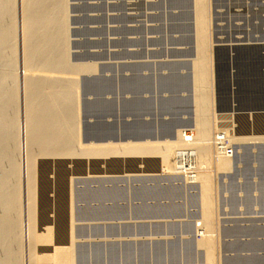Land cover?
Returning a JSON list of instances; mask_svg holds the SVG:
<instances>
[{
    "label": "rangeland",
    "instance_id": "rangeland-1",
    "mask_svg": "<svg viewBox=\"0 0 264 264\" xmlns=\"http://www.w3.org/2000/svg\"><path fill=\"white\" fill-rule=\"evenodd\" d=\"M262 40L264 0H0V264H208L210 254L212 264H264V132L228 137L226 128L234 133L238 124L217 109L223 96H235L240 111L264 104V85L247 88L243 72H264V48L234 51H256L254 67L249 55L237 56L235 68L214 57L219 46ZM22 122L32 128L30 138L20 132ZM201 124L210 155L196 157L189 170L212 182L210 226L202 221L199 180H188L177 165L181 138L193 135L189 143L197 145ZM222 134L234 150L225 170L215 144ZM150 156H162L159 166ZM34 194L41 202L32 203ZM203 238L213 240L209 252L198 243ZM38 245L47 252L40 259Z\"/></svg>",
    "mask_w": 264,
    "mask_h": 264
},
{
    "label": "bare ground",
    "instance_id": "bare-ground-1",
    "mask_svg": "<svg viewBox=\"0 0 264 264\" xmlns=\"http://www.w3.org/2000/svg\"><path fill=\"white\" fill-rule=\"evenodd\" d=\"M16 1V0H15ZM135 2V1H134ZM35 3V2H34ZM24 4V3H23ZM25 4H26V2H25ZM28 4V3H27ZM26 4V5H27ZM38 5V4H37ZM25 6V5H24ZM24 6H23V8H24ZM28 7V6H27ZM5 8V7H4ZM26 8V7H25ZM197 8V7H196ZM37 9V8H36ZM28 11H29V9H28ZM196 12H197V10H196ZM8 13V12H7ZM24 13H26L27 14V12H26V10L24 11ZM15 14V13H14ZM204 14V13H203ZM23 16H26V15H23ZM18 17V16H17ZM28 17V16H27ZM46 17V16H45ZM24 18L25 17H23V19H22V22H23V27L25 26V23H24ZM26 19V18H25ZM33 19H35V18H33ZM27 20V19H26ZM25 20V21H26ZM30 20V19H29ZM28 20V21H29ZM32 20V19H31ZM27 21V22H28ZM26 22V25H28V23ZM200 23H201V25H202V16H199V25H200ZM31 23L29 22V25H30ZM35 24V23H34ZM56 25V24H55ZM31 26V25H30ZM30 26H29V29H30ZM34 26V25H33ZM197 27H199V26H197ZM201 27V26H200ZM27 28V26L25 27V29ZM33 29V28H32ZM47 29V28H46ZM35 30V29H34ZM5 31V30H4ZM23 31H24V28H23ZM27 31V30H26ZM24 32V33H27V32ZM29 32V31H28ZM33 33V32H32ZM203 33V32H202ZM29 34H31L30 32H29ZM47 35H48V33H47ZM197 35V34H196ZM25 36H26V34H25ZM7 37V36H6ZM31 37V36H30ZM46 37V36H45ZM25 38V37H24ZM36 38V37H35ZM55 40V39H54ZM7 41V40H6ZM56 41V40H55ZM26 42V41H25ZM29 43V42H28ZM24 44H26V43H24ZM257 44H262L263 46H253V45H257ZM28 45V44H27ZM26 45V46H27ZM49 45H50V43H49ZM59 45H61V44H59ZM239 45H241V44H239ZM242 45H247V46H244L245 48L246 47H262V48H264V41L262 40V41H258V42H254V43H245V44H242ZM36 46V45H35ZM200 46V45H199ZM223 46H225V47H229L230 45H223ZM24 47V46H23ZM29 47V46H28ZM230 47H234V46H230ZM229 47V48H230ZM31 48V47H30ZM240 48H242V47H240ZM240 48H238V49H240ZM237 49V50H238ZM30 50V49H29ZM58 50V49H57ZM247 50V49H246ZM261 50V49H260ZM32 51V50H31ZM30 51V52H31ZM201 53V52H200ZM255 53H256V51H255ZM254 52H252V51H243V50H239V51H236V52H234L233 54H230V53H228V51H223V52H221L220 54H219V56H218V59H217V56H216V51H215V55H214V57H216V60H215V62L216 63H218V65L220 66V65H222L223 63H224V60L225 61H227V63H228V65L226 64V63H224L227 67L232 63V64H234L232 67H234L235 66V63H237V62H235L234 63V61H235V58L237 59V56H241V55H243V57H244V54L245 55H249L248 57H250L251 58V60L254 58L253 56H254V54H255ZM258 53H259V51H258ZM29 54V53H28ZM27 54V55H28ZM53 55V54H52ZM204 55V54H203ZM261 55V54H260ZM32 56V55H31ZM199 56V55H198ZM252 56V57H251ZM224 58H228L227 60L226 59H224ZM238 58H242V57H238ZM30 59V58H29ZM240 59H238V61H239ZM263 60V59H262ZM32 61V60H31ZM34 61V60H33ZM55 61V60H54ZM213 61H214V59H213ZM26 62H28V60H26ZM214 62V63H215ZM253 62V63H252ZM252 62H249V63H252V65L251 66H255V65H253V64H255L256 63V61H254V60H252ZM245 63V62H244ZM264 63V60H263V62H261V64H263ZM28 64V63H27ZM258 64V63H257ZM256 64V65H257ZM29 65V64H28ZM51 65V64H50ZM53 65V64H52ZM211 65V64H210ZM260 65V64H259ZM213 66V65H212ZM214 66H215V64H214ZM213 66V67H214ZM216 66H217V64H216ZM238 66V65H237ZM236 66V67H237ZM249 66V65H248ZM258 66V65H257ZM257 66H256V68H257ZM30 67V66H29ZM50 67V66H49ZM224 67V66H223ZM230 67H231V65H230ZM230 67H228V68H230ZM240 67V66H239ZM43 68V67H42ZM216 69H217V67H215ZM226 67H224L223 69H225ZM228 68L227 69H225V70H228ZM235 68V67H234ZM242 68V67H241ZM92 69V68H91ZM215 69V70H216ZM248 69V68H247ZM261 69V68H260ZM259 68L258 69H253V68H250L249 70H246V68L245 69H242V70H246V71H243V72H245V73H247V75H248V78H247V80H248V83H247V88L249 87V88H253V89H257L256 87H258L259 86V82L260 83H262L263 85H264V72H262V73H255V72H258V70H260ZM263 69H264V67H263ZM218 70H220V69H218ZM218 70H216V72L218 71ZM234 70V69H233ZM242 70H240V71H242ZM223 70H222V68H221V72H222ZM261 71V70H260ZM63 72V71H62ZM220 72V73H221ZM242 72V73H243ZM203 73V72H202ZM213 73V72H212ZM218 73H219V71H218ZM226 73H227V71H226ZM231 73V72H230ZM229 73V74H230ZM232 73H233V71H232ZM239 73V72H238ZM241 73V72H240ZM244 73V74H245ZM228 73L226 74V76L227 75H229ZM243 74V76H245ZM259 74L261 75V74H263V76H259ZM39 75V74H38ZM62 75V74H61ZM217 75V74H216ZM232 75V74H231ZM233 75H235V73L233 74ZM232 75V76H233ZM239 75H241V74H239ZM199 76V75H198ZM218 76H219V74H218ZM222 76H223V73H222ZM243 76H242V79H243ZM233 77H235V76H233ZM237 77V76H236ZM247 77V76H246ZM246 77H244L245 79H246ZM40 78V77H39ZM217 78V77H216ZM219 78H221V76H219ZM226 78V77H225ZM222 79H223V77H222ZM230 79H231V76H230ZM235 79V78H234ZM245 79H243L242 81H245ZM226 80H228L227 78H226ZM225 80V81H226ZM238 80V79H237ZM241 80V79H240ZM9 81V80H8ZM35 81V80H34ZM42 81V80H41ZM222 80L220 79V81L219 82H221ZM242 81H241V83H242ZM50 82H51V80H50ZM28 83V82H27ZM217 83H218V80H217ZM228 83V82H227ZM12 84H13V82H12ZM43 84V83H42ZM150 84V83H149ZM246 84V83H245ZM244 84V85H245ZM27 85V84H26ZM47 85V84H46ZM243 85V84H242ZM241 85V86H242ZM249 85V86H248ZM262 85V86H263ZM28 86V85H27ZM229 86V85H228ZM26 87V86H25ZM28 87H30V86H28ZM40 87V86H39ZM199 87V86H198ZM222 87V86H221ZM230 87V86H229ZM243 87H245V86H243ZM264 87V86H263ZM31 88V87H30ZM204 88V87H203ZM218 88V87H217ZM27 89V88H26ZM226 89H228V88H226ZM232 89V88H231ZM243 89V88H242ZM28 90V89H27ZM223 90V89H222ZM245 90V89H244ZM264 90V89H263ZM30 91V90H29ZM32 91V90H31ZM35 91V90H34ZM38 91V90H37ZM219 91H221V90H219ZM253 91V90H252ZM258 91V90H257ZM256 91V92H257ZM229 92V91H228ZM32 93H33V91H32ZM49 93V92H48ZM262 93H263V91H262ZM28 94V93H27ZM224 94V93H223ZM252 94V93H251ZM30 95V94H29ZM46 95V94H45ZM27 96V95H26ZM237 96V95H236ZM34 97V96H33ZM235 96H233V98H231V97H228V96H223V98L222 99H220V105H221V107H222V110L219 108V105H218V107H217V109H218V112L219 113H221V115L223 116V117H225V118H230V117H232L235 121L233 122V123H235L236 122V124H238V128L237 129H235V131H234V133H231L230 132V130L229 129H227L226 128V130H227V132L225 131V133H227V136L228 137H236V140H237V138H241V140H242V138H251V137H253V139H254V137H256L255 136V134H256V131L258 132L259 130H263V132H264V123H263V120L262 119H264V117L262 118V119H260V117L259 116H257V115H262L263 114V112H256V113H247V112H245V111H240V109H238L237 107H240V105L238 106L237 105V103L238 102H236V100H235V98H234ZM27 98V97H26ZM40 99V98H39ZM57 99V98H56ZM63 99V98H62ZM218 99V98H217ZM34 100V99H33ZM60 100V99H59ZM244 100H246L245 99V97H244ZM243 99H242V102L244 101ZM249 100V99H248ZM262 100V99H261ZM241 101V100H240ZM32 102V101H31ZM36 102V104H37V101H35ZM241 102V103H242ZM217 103H218V101H217ZM216 103V104H217ZM244 103V102H243ZM241 104V107L242 106H244L243 108H247V107H245V106H247L248 104H249V101H248V104ZM245 103H247V102H245ZM34 104V103H33ZM263 103H261V105H262ZM37 105H39V104H37ZM51 105V104H50ZM234 105H236L237 107H234ZM253 105H255V104H253ZM249 106L248 108H250L249 109V111H261L262 109H264V104L261 106ZM31 106V105H30ZM26 107H28V105L26 106ZM35 107V106H34ZM37 107V106H36ZM35 107V108H36ZM39 107V106H38ZM59 107H60V103H59ZM197 107V106H196ZM46 108V107H45ZM232 108H236V112H235V114L236 115H238V116H235V117H233L231 114H233L234 113V109H233V112L231 111L232 110ZM259 109V110H258ZM8 110V109H7ZM41 110V109H40ZM46 110V109H45ZM49 110V109H48ZM63 110V109H62ZM243 110H245V109H243ZM20 111V110H19ZM30 111H32V113H31V117L30 118H32V115L34 114V112H33V110H30ZM38 114H39V112H38ZM38 114L36 115V116H38ZM44 114V113H43ZM49 114V113H48ZM58 114V113H57ZM29 115V114H28ZM35 115V114H34ZM69 115V114H68ZM49 116V115H48ZM264 116V115H263ZM59 117V116H58ZM61 117V116H60ZM63 117V116H62ZM66 117V116H65ZM27 118V117H26ZM49 118V117H48ZM52 118H54V117H52ZM67 119H68V117H67ZM31 120H35V119H31ZM66 120V119H65ZM223 120V119H222ZM225 120V119H224ZM223 120V121H224ZM231 120V119H230ZM29 121H30V119H29ZM41 121V120H40ZM49 121V120H48ZM62 121V120H61ZM222 121V122H223ZM227 121V120H226ZM233 121V120H232ZM26 122H27V120H26ZM26 122H22V124H21V129H20V132H21V130H22V132H23V130H25V131H29L30 129H32V128H30V127H28V124L26 123ZM35 122V121H34ZM51 122V121H50ZM65 122V121H64ZM63 122V123H64ZM228 122V121H227ZM231 122V121H230ZM31 123H33V122H31ZM39 123V122H38ZM57 123V122H56ZM71 123V122H70ZM224 123V122H223ZM20 124V123H19ZM34 124V123H33ZM41 124V123H40ZM45 124H46V122H45ZM44 124V125H45ZM58 124V123H57ZM235 124V125H236ZM30 125V124H29ZM43 125V126H44ZM49 125H51V124H49ZM59 125V124H58ZM66 125V124H65ZM39 126V125H38ZM52 126H53V123H52ZM56 126V125H55ZM234 126V125H233ZM37 127V126H36ZM46 127V126H45ZM68 127V126H67ZM237 127V126H236ZM29 128V129H28ZM35 129V128H34ZM48 129H49V127H48ZM56 129V128H55ZM233 129V128H232ZM231 129V130H232ZM37 130H38V127H37ZM46 130H47V128H46ZM196 130H198V135H197V138H196V141H197V145H195V144H190L189 142H193V136L192 135H190V134H185V136H184V138L185 139H183V138H179L181 141H182V143H181V145L180 146H182V147H180L179 148V150H180V152L182 153V154H180V156L182 157H184V156H186V153H184V152H187V153H189V152H193V153H196V157H199L200 158V161H202L203 162V160L205 161V157L207 158L209 155H210V148L207 146V144H204V143H202L201 141H203V135L205 134V130H206V127L203 125V124H201L199 127H198V129H196ZM225 130V129H224ZM17 131V130H16ZM27 131V135L29 134V132ZM31 131H33V130H31ZM21 132V133H22ZM39 132V131H38ZM37 132V133H38ZM42 132H44V131H42ZM41 132V133H42ZM181 132H182V130H180L179 129V131H178V135H180L181 134ZM260 132H262V131H260ZM23 135H24V133H22ZM21 134V135H22ZM45 134H46V132H45ZM259 134V133H258ZM9 135V134H8ZM26 135V134H25ZM42 135V134H41ZM47 135V134H46ZM178 135H177V137H178ZM260 135V134H259ZM264 135V134H263ZM29 136V137H28ZM27 137L28 138H30L31 137V135H28ZM37 136V135H36ZM15 137V136H14ZM19 137V136H18ZM24 137V136H23ZM57 137V136H56ZM76 137V136H75ZM181 137V136H180ZM192 137V138H191ZM25 138V137H24ZM23 138V139H24ZM33 138V137H32ZM37 138H39V137H37ZM45 138V137H44ZM53 138V137H52ZM202 138V139H201ZM258 138V137H257ZM262 138V137H261ZM23 139H20V140H22V141H24ZM36 139V138H35ZM50 139V138H49ZM233 139H235V138H233ZM252 139V138H251ZM26 140V139H25ZM29 140V139H28ZM27 140V141H28ZM178 140V139H177ZM180 140H179V143H180ZM17 141V140H16ZM34 141V140H33ZM39 141V140H38ZM43 141H44V139H43ZM43 141H39V142H43ZM54 141H56V140H54ZM195 141V142H196ZM205 141V140H204ZM20 142V141H19ZM25 142V141H24ZM29 142V141H28ZM30 142H32V141H30ZM38 142V143H39ZM53 142V141H52ZM168 142V141H167ZM27 143V142H26ZM36 143V142H35ZM40 143V144H41ZM40 144H38V146L40 145ZM56 144H57V142H56ZM168 144H169V142H168ZM172 146H173V144L172 143H170ZM177 144V143H176ZM22 145V144H21ZM26 145V144H25ZM29 145V144H28ZM28 145H26V146H28ZM48 145V144H47ZM33 146H35V145H33ZM45 146H46V143H45ZM51 146H52V143H51ZM50 146V147H51ZM82 146V145H81ZM110 146V145H109ZM139 146V145H138ZM162 146V145H161ZM19 147L20 146H18V150H22L23 149V146H22V149H19ZM41 147V146H40ZM43 147H44V145L42 146V152H43ZM49 147V146H48ZM48 147H46L47 148V150H49V152H51V150H52V148H51V150H50V147H49V149H48ZM53 147H54V145H53ZM56 147V146H55ZM111 147V146H110ZM167 147V146H166ZM26 148V147H25ZM66 148V147H65ZM115 148H117V147H115ZM123 148V147H122ZM164 148H165V146H164ZM172 148V147H171ZM170 148V149H171ZM54 149V148H53ZM59 149V148H58ZM57 149V150H58ZM108 149V148H107ZM109 149H111V148H109ZM27 150H28V152H29V148H27ZM56 150V149H55ZM54 150V151H55ZM90 150V149H89ZM101 150V149H100ZM103 150V149H102ZM133 150V149H132ZM137 150V149H136ZM139 150V149H138ZM138 150H137V152H138ZM240 150V149H239ZM59 151V150H58ZM63 151V150H62ZM106 151V150H105ZM117 151V150H116ZM149 151V150H148ZM159 151V150H158ZM157 151V152H158ZM166 151V150H165ZM20 152V151H19ZM28 152H27V154H28ZM33 152V151H32ZM87 152H89V151H87ZM101 152V151H100ZM106 152H108V151H106ZM128 152V151H127ZM134 152H136V151H134ZM152 152H153V150H152ZM156 152V153H157ZM169 152V151H168ZM167 152V153H168ZM171 152V151H170ZM24 153H26V152H24ZM41 153V152H40ZM54 153V152H53ZM71 153V152H70ZM78 153H80V152H78ZM139 153H140V151H139ZM143 154H144V152H142ZM162 153H164V152H162ZM166 153V154H167ZM217 153H219V152H217ZM244 153V152H243ZM20 154H22V153H20ZM44 154V153H43ZM51 154V153H50ZM57 154V153H56ZM56 154H55V156H56ZM81 154V153H80ZM105 154V153H104ZM103 154V155H104ZM123 154V153H122ZM121 154V155H122ZM132 154V153H131ZM138 154V153H137ZM137 154H136V156H137ZM142 154V155H143ZM214 154V153H213ZM220 155V159L223 157V160L221 159V166L219 165V164H217V165H219L220 167H224V169L223 170H225V168H227L228 166H230V161H232L231 160V158H229V157H227L225 154H224V150H222V152L220 151V153H219ZM41 155V154H40ZM62 155V154H61ZM66 155H68V154H66ZM102 155V156H103ZM108 155V154H107ZM125 155V154H124ZM140 155V154H139ZM139 156V159H142V158H145V157H143V156ZM156 155V154H155ZM163 155H165V154H163ZM162 155V156H163ZM169 155V154H168ZM167 155V156H168ZM221 155H223L222 157H221ZM19 156V155H18ZM29 156V155H28ZM31 156V155H30ZM30 156H29V159L27 160V157L25 156V158L26 159H24V160H26L25 162H27V161H31L32 159L30 158ZM35 156V155H34ZM37 156V155H36ZM54 156V155H53ZM60 156V155H59ZM65 156V155H64ZM81 156V155H80ZM98 156V155H97ZM101 156V157H102ZM132 156V155H131ZM162 156L159 158L160 160H161V158H162ZM24 157V156H23ZM32 157V156H31ZM44 157V156H43ZM47 157H48V155H47ZM71 157H73V154H72V156ZM89 157V156H88ZM122 157V156H121ZM150 157H152V156H150ZM148 158L149 159V163H150V159L151 158ZM156 157V156H155ZM211 157V156H210ZM34 158V157H33ZM54 158V157H53ZM97 158V157H96ZM104 158H105V156H104ZM135 158H137V157H135ZM199 158H197V160L199 159ZM21 159H23V158H21ZM35 159V158H34ZM99 159V158H98ZM138 159V158H137ZM147 159V158H146ZM145 159V160H146ZM154 159H156V158H153L152 157V162L153 161H155V164L156 165H158L159 163H161V161L159 160L158 161V158H157V161L156 160H154ZM165 159V158H164ZM187 158L186 157H184V160H186ZM203 159V160H202ZM212 159V158H211ZM82 160V159H81ZM95 160V159H94ZM196 160V161H197ZM210 160V159H209ZM209 160H208V164H211L212 163V161L209 163ZM33 161V160H32ZM35 161V160H34ZM49 161V160H48ZM56 161V160H55ZM71 161V160H70ZM97 161V160H96ZM113 161H115L114 159H113ZM112 161V162H113ZM128 161V160H127ZM144 161V160H143ZM147 161V160H146ZM206 161H207V159H206ZM243 161V160H242ZM36 162V161H35ZM105 162V161H104ZM27 163H30V162H27ZM33 163V162H32ZM60 163H61V161H60ZM59 163V164H60ZM66 163V162H65ZM81 163H84L83 161H81ZM94 163V162H93ZM93 163H92V165H93ZM115 163V162H114ZM128 163V162H127ZM140 163V162H139ZM198 163V162H197ZM201 163V162H200ZM207 163V162H206ZM263 163V162H262ZM48 165L50 164V163H47ZM105 164V163H104ZM108 164H110V163H108ZM124 164V163H123ZM27 165V164H26ZM25 165V166H26ZM36 165H37V163H36ZM55 165V164H54ZM99 165H100V163H99ZM136 165V164H135ZM138 165V164H137ZM143 165V164H142ZM141 165V166H142ZM152 164H150V166H151ZM178 166H179V168H180V170H178V171H180V172H182L183 174H185V175H187L186 177L188 178V180H192V178H191V175H193L194 174V170L193 171H189V168H190V166L187 164V162H178V164H177ZM197 165V164H196ZM28 166H29V164H28ZM32 166V165H31ZM31 166H29V168H31ZM33 166H34V164H33ZM40 166H41V164H40ZM45 166V165H44ZM79 166V165H78ZM149 166V167H150ZM153 166V165H152ZM151 166V167H152ZM159 166V165H158ZM165 166V165H164ZM43 167V166H42ZM54 167V166H53ZM71 167H73V166H71ZM76 167V166H75ZM129 167H131V166H129ZM133 167V166H132ZM144 167V166H143ZM149 167H147V168H149ZM174 167V166H173ZM194 167V166H193ZM218 167V166H217ZM20 168H22V167H20ZM36 168V167H35ZM38 168H39V166H38ZM41 168V167H40ZM46 168V167H45ZM48 168V167H47ZM125 168H126V166H125ZM134 168V167H133ZM136 168V167H135ZM153 168V167H152ZM178 168V167H177ZM176 168V169H177ZM230 168V167H229ZM25 169V168H24ZM28 169V168H27ZM32 169H33V171L35 170L33 167H32ZM42 169V168H41ZM43 169H44V167H43ZM109 169V168H108ZM117 169V168H116ZM143 169H145V168H143ZM172 169V168H171ZM219 169H221V168H219ZM228 169V168H227ZM23 170V169H22ZM58 170V169H57ZM60 170V169H59ZM75 170V169H74ZM40 171V170H39ZM46 171V170H45ZM55 171V170H54ZM150 171H152V170H150ZM177 171V172H178ZM228 171V170H227ZM29 172H31L32 173V171H29ZM35 172V171H34ZM76 172V171H75ZM87 172V171H86ZM9 173V172H8ZM21 173V172H20ZM47 173H48V171H47ZM63 172H60V174H62ZM191 173H193V174H191ZM24 174H26V173H24ZM30 173H28V175H29ZM41 174V173H40ZM72 174V173H71ZM27 174H26V176H28ZM42 175H43V173H42ZM48 175H49V173H48ZM52 175V174H51ZM35 176V174L33 175V177ZM194 176V178H196L197 180H199L198 182H200L199 184L201 185V187H202V191L204 192L203 194L205 195V197L203 198V206H204V219L202 220V221H204V223H205V225H209L210 226V224L212 223V218H213V216H212V209H213V206H214V202L210 199V193H211V181H210V178H209V176H207V175H203V174H199V175H197V176H195V175H193ZM31 177H32V174H31ZM31 177H28V180H29V178L31 179V181H32V183H33V177L31 178ZM36 177H37V175H36ZM42 177H44V176H42ZM41 177V178H42ZM53 177H54V175H53ZM70 177V176H69ZM39 178V177H38ZM186 178V179H187ZM51 179V178H50ZM195 179V180H196ZM35 180H36V182H37V179L35 178ZM35 180H34V183H36L35 182ZM41 180V179H40ZM44 180V179H43ZM68 180V179H67ZM26 181H27V178H26ZM61 181V180H60ZM44 182H45V180H44ZM54 182V181H53ZM56 182V181H55ZM62 182H63V179H62ZM38 183V182H37ZM36 183V184H37ZM43 183V182H42ZM42 183L40 182V183H38V185L39 184H41V187H42ZM49 183V182H48ZM52 183V182H51ZM29 184H31V183H29ZM35 184V185H36ZM57 184L59 185V183L57 182ZM61 184V183H60ZM34 184H33V186H35ZM44 185V184H43ZM55 185V184H54ZM199 185V186H200ZM28 186V185H27ZM4 187V186H3ZM30 186H28V188H29ZM39 187V186H38ZM37 186L35 187L36 189L38 188ZM27 188V189H28ZM33 187H32V185H31V188H29V190L30 189H32ZM45 187L43 186V189H44ZM53 188H55V187H53ZM213 188V187H212ZM18 189V188H17ZM39 190H40V188H38ZM52 189V188H51ZM47 190V189H46ZM28 191V190H27ZM35 191V190H34ZM37 191V190H36ZM49 191H51V190H49ZM53 191V190H52ZM30 192H31V190H30ZM39 192V191H38ZM38 192H37V194H38ZM42 192V189H41V191H40V193ZM57 192V191H56ZM27 193V192H26ZM32 193H33V190H32ZM31 193V194H32ZM50 193V192H49ZM55 193V192H54ZM42 194V193H41ZM59 194V193H58ZM65 194V193H64ZM28 196V195H27ZM42 196H44V195H42ZM45 196H46V194H45ZM53 196V195H52ZM19 197V196H18ZM55 197V196H54ZM58 197V196H57ZM69 197V196H68ZM203 197V196H202ZM30 198H31V201H33L32 203H37V202H41V197H40V194L39 195H37L36 196V194H34V195H31L30 196ZM17 199V198H16ZM20 199V198H19ZM29 199V198H28ZM50 199V198H49ZM61 199V198H60ZM64 199H65V197H64ZM18 200V199H17ZM63 200V199H62ZM68 200V199H67ZM29 201V200H28ZM44 201V200H43ZM42 201V202H43ZM46 201V200H45ZM22 202V201H21ZM58 202V201H57ZM64 202H67V201H64ZM31 203V204H32ZM44 203V202H43ZM12 204V203H11ZM26 204H27V202H26ZM30 204V203H29ZM46 204V203H45ZM51 204V202L49 203V205ZM17 205H18V203H17ZM28 205V204H27ZM58 205V204H57ZM68 205V204H67ZM31 206H33V204L31 205ZM29 207V206H28ZM34 207V206H33ZM58 207V206H57ZM36 208V207H35ZM47 208H48V206H47ZM16 209V208H15ZM19 209V208H18ZM17 210V209H16ZM15 210V211H16ZM31 210V209H30ZM34 210V209H33ZM36 210H38V209H36ZM35 210V211H36ZM57 210V209H56ZM29 211V210H28ZM60 211H61V209H60ZM39 211H37V213H38ZM41 212H42V210H41ZM40 212V213H41ZM49 212V211H48ZM54 212V211H53ZM63 212V211H62ZM61 212V213H62ZM69 212V211H68ZM29 213V212H28ZM31 213V212H30ZM33 213V212H32ZM36 213V212H35ZM34 213V214H35ZM34 214H32V215H34ZM45 214V213H44ZM56 214V213H55ZM42 215V214H41ZM40 215V216H41ZM32 217L31 215H29L28 214V217ZM44 216H46V215H44ZM49 216H50V214H48V218H49ZM34 219H37V218H40L39 217V215H38V217H37V215L35 216L34 215ZM43 216H41V218H42ZM54 217V216H53ZM11 218V217H10ZM47 218V217H46ZM45 218V219H46ZM51 218V217H50ZM29 220V219H28ZM27 220V221H28ZM38 221L40 220V219H37ZM42 220V219H41ZM48 219H46V221H47ZM68 220V219H67ZM35 221V220H34ZM34 221H32V222H34ZM37 221V222H38ZM45 221V220H44ZM31 221L28 223V224H31L32 223ZM37 222H35L34 224L36 225V223ZM40 222V221H39ZM42 223H43V221H41ZM41 222H40V224H41ZM53 222V221H52ZM26 223V224H27ZM48 223V222H47ZM51 223V222H50ZM50 223L48 224V225H50ZM58 224H60L59 222H57ZM70 223H71V221H70ZM38 224V223H37ZM45 224V223H44ZM53 224H55V223H53ZM58 224H56V225H58ZM21 225V224H20ZM46 225V224H45ZM204 225V224H203ZM37 226H39V225H37ZM43 226V225H42ZM47 226V225H46ZM46 226H44V227H46ZM52 227H53V225H51ZM61 226V225H60ZM31 227V226H30ZM43 227V228H44ZM48 227V226H47ZM50 227V226H49ZM36 228V227H35ZM39 228V227H38ZM42 227H40V229H41ZM54 228H57L56 226L54 227ZM54 228H53V230H54ZM61 228V227H60ZM9 229V228H8ZM12 229H13V227H12ZM29 229V228H28ZM31 229V228H30ZM29 229V230H30ZM34 227H32V229H31V232L32 231H37V228H36V230L34 229ZM49 229H51V228H49ZM59 229V228H58ZM57 229V230H58ZM62 229V228H61ZM42 230V229H41ZM51 231V230H50ZM59 231H60V229H59ZM27 232V231H26ZM39 232V231H38ZM45 232V231H44ZM66 232V231H65ZM64 232V233H65ZM33 233V232H32ZM36 233V232H35ZM61 232H58V234H60ZM34 234V233H33ZM37 234H40V235H42L41 234V232H39V233H37ZM54 233L52 232V234H51V236L53 235ZM28 235H29V233H28ZM36 235V234H35ZM44 235H46V234H44ZM38 237H39V235H37ZM43 236V235H42ZM65 236V235H64ZM37 237V238H38ZM41 237V236H40ZM55 237V236H54ZM53 237V238H54ZM66 237V236H65ZM7 238V237H6ZM22 238V237H21ZM56 238V237H55ZM43 239V238H42ZM44 239H45V236H44ZM47 240H48V238H46ZM39 240V239H38ZM47 240H46V242H47ZM51 240H53V239H51ZM34 241H35V239H34ZM40 241V240H39ZM44 241L45 240H42V243H44ZM61 241V240H60ZM54 242H55V240H54ZM66 242V241H65ZM36 243V242H35ZM47 243H50V241L49 242H47ZM52 243V242H51ZM199 243V245H200V247L202 246L203 248H206L207 249V251L209 252L210 250H212V247H213V240L212 239H207V238H203V239H200V241L198 242ZM36 244H39V243H36ZM45 244V243H44ZM43 244V245H44ZM67 244V243H66ZM43 245H41L40 247H42ZM51 245V244H50ZM53 245H54V243H53ZM59 245V244H58ZM58 245H56V246H58ZM61 245V244H60ZM63 245V244H62ZM71 245V244H70ZM47 246V247H46ZM48 244H46L44 247H46V250L45 251H47V248H48ZM55 246V247H56ZM39 247V245H38V247H37V249L36 250H38V248L39 249H41ZM44 247H42L43 249H45ZM51 247V246H50ZM61 247V246H60ZM64 247H65V245H64ZM63 247V248H64ZM67 247V246H66ZM52 248V247H51ZM59 248V247H58ZM57 248V249H58ZM56 249V250H57ZM32 250V249H31ZM34 250H35V248H34ZM34 250H32V251H34ZM49 250V249H48ZM51 250V249H50ZM217 250V249H216ZM40 251H42V250H40ZM44 250H43V252H44V254H46L47 252H49V251H47V252H45ZM39 252V250L36 252V254ZM52 252H56V251H52ZM63 252V251H62ZM61 252V253H62ZM65 252V251H64ZM213 252V251H212ZM41 252H39V254H40ZM49 253H51V252H49ZM48 253V256H50V254ZM60 253V254H61ZM34 254V256H35V251H34V253H32L31 252V255H33ZM43 253H41L40 255H36L35 257H37V256H39V259L41 258L40 256L42 255ZM43 254V255H44ZM59 254V255H60ZM67 254V253H66ZM209 254V253H208ZM54 255V254H53ZM21 256V255H20ZM34 256H32V257H34ZM61 256V255H60ZM212 256H213V254H212ZM53 257H55V255L53 256ZM63 257H64V254H63ZM213 257H215V256H213ZM50 258H52L51 256H50ZM56 258V257H55ZM58 258H61L62 259V257H59L58 256ZM65 258H66V256H65ZM34 259V258H33ZM35 259H37V258H35ZM61 259H59V260H61ZM63 260H64V258H63ZM37 261H39V260H37ZM51 261V260H50ZM56 261V260H55ZM208 262H206V263H208V264H212L213 262H212V257H211V254L210 255H208V260H207ZM35 262H36V260H35ZM57 262V261H56ZM215 262V261H214ZM38 263V262H37ZM44 263V262H43ZM49 263V262H48ZM47 263V264H48ZM61 263L63 264V261H61ZM52 264H54L53 262H52ZM58 264H60V262H58ZM67 264H68V262H67ZM215 264V263H214Z\"/></svg>",
    "mask_w": 264,
    "mask_h": 264
},
{
    "label": "built area",
    "instance_id": "built-area-1",
    "mask_svg": "<svg viewBox=\"0 0 264 264\" xmlns=\"http://www.w3.org/2000/svg\"><path fill=\"white\" fill-rule=\"evenodd\" d=\"M215 144H216L217 147L223 148L224 154L226 156H229L230 157V156L233 155V151L234 150L232 148H229L230 147L229 146L230 145V140L226 136H224L223 134H222V136H219L218 138L215 139ZM184 157H186L187 159L184 160ZM184 157L183 156L182 157L179 156L180 162L181 161L182 162H187V164L190 167L191 166H195V164H196V162H195L196 161V155L193 152L192 153L191 152L186 153V156H184ZM191 171H193V170H191ZM191 174H193V173H191ZM191 178H192L191 182H194V179H193L194 176L191 175ZM190 184H193V183H190Z\"/></svg>",
    "mask_w": 264,
    "mask_h": 264
},
{
    "label": "water",
    "instance_id": "water-1",
    "mask_svg": "<svg viewBox=\"0 0 264 264\" xmlns=\"http://www.w3.org/2000/svg\"><path fill=\"white\" fill-rule=\"evenodd\" d=\"M244 46H247V45H235L234 47H225V46H219V47H217L216 49H215V51H216V56H217V59H218V56H219V54L221 53V52H223V51H228V53H230V54H233L234 53V51L236 50V49H238V48H240V47H244ZM253 46H263L262 44H257V45H253ZM217 101H218V105H219V108L222 110V107H221V105H220V98L218 97V99H217ZM245 112H247V113H256V112H264V109H262L261 111H245ZM135 162H136V164H138L139 163V160L138 159H136V160H134ZM50 163V164H52L50 161H42L40 164H41V168H42V166H44L46 163ZM51 193H48V198H51ZM50 215L51 216H53V214L52 213H50ZM50 254V253H49Z\"/></svg>",
    "mask_w": 264,
    "mask_h": 264
}]
</instances>
